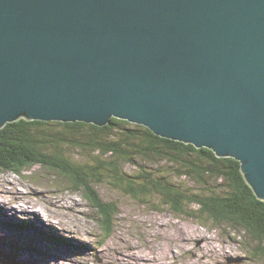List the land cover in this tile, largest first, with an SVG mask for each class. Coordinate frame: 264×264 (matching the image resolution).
<instances>
[{"label": "water", "instance_id": "obj_1", "mask_svg": "<svg viewBox=\"0 0 264 264\" xmlns=\"http://www.w3.org/2000/svg\"><path fill=\"white\" fill-rule=\"evenodd\" d=\"M112 117L235 158L264 201V0H0V129Z\"/></svg>", "mask_w": 264, "mask_h": 264}, {"label": "rangeland", "instance_id": "obj_2", "mask_svg": "<svg viewBox=\"0 0 264 264\" xmlns=\"http://www.w3.org/2000/svg\"><path fill=\"white\" fill-rule=\"evenodd\" d=\"M66 151L80 162L93 158L82 149ZM137 168L125 164L129 173ZM176 180L193 191L206 190L187 177ZM93 187L104 202L116 204L109 234L88 191L76 189L68 175L42 165L21 173L0 167V264H264V254L255 255L264 247L242 227L176 211L160 196L142 202L108 177L94 180ZM198 208L187 205L192 212ZM155 249L165 250L167 262L141 258L163 260Z\"/></svg>", "mask_w": 264, "mask_h": 264}, {"label": "trees", "instance_id": "obj_3", "mask_svg": "<svg viewBox=\"0 0 264 264\" xmlns=\"http://www.w3.org/2000/svg\"><path fill=\"white\" fill-rule=\"evenodd\" d=\"M67 147L82 149L93 158L75 160ZM128 163L137 165L134 173L125 170ZM148 163L164 169H147ZM34 165L58 169L71 177L76 189H86L108 234L113 229L116 204L104 202L93 187L94 180L105 177L142 202L160 196L164 205L176 211L242 227L264 247V201L246 182L241 163L232 157H218L206 147L161 137L142 124L116 117L104 126L20 119L0 129V167L21 173ZM176 177L192 179L206 190L186 188ZM190 204L199 205L198 210H187ZM258 254H264V249L257 248Z\"/></svg>", "mask_w": 264, "mask_h": 264}, {"label": "bare ground", "instance_id": "obj_4", "mask_svg": "<svg viewBox=\"0 0 264 264\" xmlns=\"http://www.w3.org/2000/svg\"><path fill=\"white\" fill-rule=\"evenodd\" d=\"M179 230H180V229H179ZM180 237H181V236H180ZM187 239H189V238H185V241H184V240H183V241H184V242H187V241H188ZM171 247H172V246H171ZM151 249H154V248H151ZM156 252L159 253V255L163 256V260L159 259L158 256L155 257L154 259H152V258H150V257H147V256H144V255H143V257H141V258L144 259V260H147V261H148V260H152V261H155V262H157V261H158V262H167V261L165 260V258H166L165 250L161 252V250H159V249L156 250V249H155V251L153 250L152 253H156ZM138 264H139V263H138ZM169 264H175V263H174V262H171V263H169ZM184 264H185V263H184Z\"/></svg>", "mask_w": 264, "mask_h": 264}]
</instances>
